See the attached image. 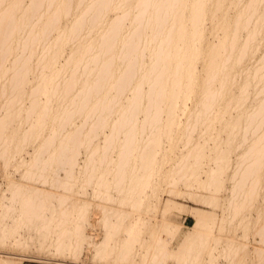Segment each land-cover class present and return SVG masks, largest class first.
<instances>
[{
    "label": "bare ground",
    "instance_id": "bare-ground-1",
    "mask_svg": "<svg viewBox=\"0 0 264 264\" xmlns=\"http://www.w3.org/2000/svg\"><path fill=\"white\" fill-rule=\"evenodd\" d=\"M68 18L71 23L62 26ZM215 19L209 33L218 39L210 42L206 21ZM263 35L264 0H0V159L8 167L19 160L18 150L36 144L22 180L7 179L10 198L0 185V243L27 247L35 238L20 229L34 228L39 246L57 251L75 252L88 241L97 256L136 263L138 242L140 264H166L169 258L175 264H220L212 260L221 242L215 234L194 231L170 252L173 235L157 224L72 196L81 183L82 191L93 187L100 201L140 207L141 197L134 196L147 187L158 192L154 175L162 163L169 164L162 171L169 193L191 181L220 190L231 171L228 224H244L264 243V215L243 216L251 209L264 213ZM67 44L72 53L59 65ZM198 61L204 65L200 78ZM192 97L180 125L175 111ZM225 113L223 128L213 132ZM197 131L201 139H213L210 154ZM163 139L170 146L161 153ZM177 143L185 153L171 156ZM206 159L214 166L201 180ZM260 196L263 203L256 206ZM204 200L218 203L214 196ZM94 210L106 232L100 243L83 231ZM203 215L197 224L207 228ZM120 228L126 240L112 244ZM249 246L227 240L226 264H248ZM253 255L249 264H264L262 247ZM0 264L15 263L0 258Z\"/></svg>",
    "mask_w": 264,
    "mask_h": 264
},
{
    "label": "rangeland",
    "instance_id": "rangeland-1",
    "mask_svg": "<svg viewBox=\"0 0 264 264\" xmlns=\"http://www.w3.org/2000/svg\"><path fill=\"white\" fill-rule=\"evenodd\" d=\"M114 16L115 12L113 11L108 14L109 18H113ZM216 22L217 19H215L214 21H206V38L210 42H216L218 39V36L211 35L209 33L210 29ZM70 23L71 18L65 19L62 21V26L69 25ZM219 35H221V33H219ZM72 50V45L70 44H67V46L64 47L61 55L59 56V65L65 62V60L71 55ZM145 61H149L148 56H146ZM203 68L204 65L202 61H198L196 63V69L199 78L204 75ZM197 91L199 90L197 89ZM250 92H253V90L250 89ZM197 94H199V92H197ZM39 99L41 102H43L45 100V96L40 95ZM194 103L195 99L193 97L189 100L179 102V105L175 111V120L178 124L181 125L185 122L187 114L186 112L193 107ZM228 116L229 113H225L220 118V120L213 125V132L216 133L223 128L224 119H227ZM165 118L166 115H164V119ZM14 126H17V124H14ZM107 133L108 131L106 130L105 134ZM175 134L176 133L174 130L172 132V135L175 136ZM221 135L223 138H226V133L222 132ZM194 136L195 138H198L200 140V143H206V153L210 154L212 147L214 146L213 139L210 136L201 139L199 131H197ZM103 137L104 135H101V139L99 138L97 141L102 142ZM163 143L164 147L163 149H161V153L168 152L170 144L164 139ZM35 146L36 144L34 145V143H30L23 149V151L18 150L17 156H19L20 158H17L19 160L8 167H5L4 161L0 159V185L6 198H10V192L7 189V179L11 177L16 181L22 180V169L25 163L30 160ZM173 152L174 153H171V156H180L181 154H184L185 148L183 144L177 143L176 148ZM234 156L235 154L232 153V159L234 158ZM84 160L85 153L84 150H82L78 158L80 166L83 165ZM209 166H214V163H209L208 159H206L204 161L203 168L198 174V179L205 180L206 174L204 172L208 170ZM159 167L161 169L159 176L157 177L156 174L154 175L155 186L161 185L158 190L159 193L157 192L153 194L152 187H147L142 195H135L134 197H141L140 207L133 208L131 207L130 203L120 204L118 202L115 203L106 200L100 201L99 199H97L95 189L93 187L89 186L84 191H82L80 187L81 183H79L74 192H72V196L75 199H80L82 201L87 200L93 204L103 203L110 206L119 207L123 210L132 212L135 218L142 217V219L146 223L151 222V224H157L159 228L158 231L167 230L173 235V240L168 244V249L170 252L177 250L180 243H182V241L194 231L209 232L212 235L215 234L216 236L221 238V242L216 246L212 256V260L216 263H227L225 258L222 256V250L226 245L227 240H234L241 244H247L248 246L250 245L249 250L251 253V257H248L247 259L248 264L251 259H253V250L255 247H262L264 249V243L258 240L260 239L259 235H256L252 231H248L244 224H228V212L226 207L229 198L231 182L226 176H228L231 171H228L225 174L220 190H216L215 188L201 189L198 187L197 181H191L179 182V184L177 185L178 189L176 188L178 193H169L168 190L164 189L166 184L165 181L162 180V171L167 170L169 168V164L162 163L159 165ZM113 195L115 198L117 197V193H113ZM209 196H214L215 198H217L218 203L212 205L205 201L204 199ZM262 203L263 196H260L258 198V201L256 202V206H260ZM200 213H204L203 218L208 222L207 228L197 224ZM259 215H264V213L260 214L256 209L246 210L243 213L245 220L256 219ZM98 219L99 214L96 210H94L90 213L89 222H86V224L83 225L85 236L88 238V240L94 241L96 243L102 242L106 234L104 228L97 223ZM8 223L11 224L12 220L10 219ZM73 225L74 221L72 223V228ZM123 230L124 229L120 228L119 231H117L113 242H111L112 244H114V242H124L126 240L127 233ZM20 231L22 236H33L35 238V241L33 243H29L27 247H25L24 245H16L13 241H6L3 244L0 243L1 259L12 260L15 264H140L137 262L142 252L139 248L138 242L135 243V250L138 251H136L137 259L136 263H133L132 260L126 262L117 258H113V255L111 258H107L105 255L97 256L95 255V251L92 246L89 247L88 241H84L82 243L83 245H81V248L75 252H73L74 250L72 248H66L62 251H57L53 245H48L46 248H42L36 241L37 235L35 234L34 228H23L20 229ZM144 236L146 239H149L148 233H145ZM261 243L263 245H260ZM166 264L175 263L172 259L169 258L166 260Z\"/></svg>",
    "mask_w": 264,
    "mask_h": 264
}]
</instances>
